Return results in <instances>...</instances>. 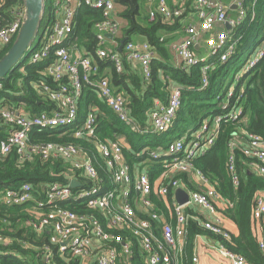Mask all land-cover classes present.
Masks as SVG:
<instances>
[{
    "label": "built area",
    "instance_id": "obj_1",
    "mask_svg": "<svg viewBox=\"0 0 264 264\" xmlns=\"http://www.w3.org/2000/svg\"><path fill=\"white\" fill-rule=\"evenodd\" d=\"M48 2L51 16L35 47L31 44L38 30L24 53L29 51V63L49 60L42 72L45 79L36 85L44 99L54 106L32 114L23 107L0 105V127L5 132L0 140V156L16 152L20 160H32L35 156L42 160H63L69 165L70 178L67 184L45 185L38 200L28 182L0 190V202L19 205L34 201V208L43 210L37 220L28 219L26 224L39 235L44 232L49 235L50 244L42 249L46 264H52L55 254L75 264H200L196 245L203 236L195 237L190 256L185 253L189 220H198L213 234L227 237L220 208L232 206V202L221 197L210 178L195 168L191 160L213 147L221 122H240L245 118L243 96L249 78L264 57V37L246 51L248 55L240 64L235 85L223 95H216L217 114L205 117L197 128L185 130L166 145L143 146L135 151L127 145L123 133L115 138L98 136L101 112L96 105L77 123L83 85L93 87L97 98L131 133L138 135H160L173 128L182 104V87L172 85L165 101L154 99L141 122L124 92L117 91L107 76L97 77L98 62L71 43L79 7L100 11V19L93 23L95 55L100 61L111 62L116 72L123 70L126 61L131 68H139L148 82L156 52L145 40H120V20L114 0H43L44 6ZM145 2L149 4V20L157 15L170 24L181 20V28L173 30L183 31V36L171 45L178 61L174 65L188 71L199 66L198 89L202 91L210 86L217 67H221L219 75L222 74L216 78L218 81L229 69L225 65L239 52L244 36L240 27L250 13L249 19L253 20L256 0H174L171 5L167 0ZM13 13L12 21L0 29V50L16 39L24 23V5ZM189 15L192 17L188 18ZM54 129H61V134L71 135L81 143L30 140L33 132ZM229 147L227 171L234 187L239 185L240 177L233 148H239L250 158L249 170L264 176V138L260 134L241 126L234 132ZM125 149L131 151L129 157ZM154 172L159 174L152 183ZM183 174L193 175L197 180L195 188L188 186L187 178L178 176ZM72 179L80 184L71 187ZM178 187L188 193L185 204L175 200L174 191ZM158 201L164 209L157 205ZM252 215L258 248L264 254V191L258 194ZM7 241L0 236V242ZM205 243L220 254V264H253L220 243Z\"/></svg>",
    "mask_w": 264,
    "mask_h": 264
},
{
    "label": "trees",
    "instance_id": "obj_2",
    "mask_svg": "<svg viewBox=\"0 0 264 264\" xmlns=\"http://www.w3.org/2000/svg\"><path fill=\"white\" fill-rule=\"evenodd\" d=\"M119 18L123 20L120 25V40H136L143 38L156 52L157 58L151 63V75L148 82L144 81L139 69H132L124 61L123 70L116 72L113 64L109 61H100L96 58L95 48L97 41L93 31V23L100 19V11L93 10L86 6L79 7L75 16V26L71 33V43H76L83 52L92 56L99 64L97 77L107 76L111 85L119 92H124L128 104L132 107L133 113L143 122L147 111L153 104V100L160 98L166 100L169 88L172 85L182 87V104L177 113L175 121L185 118L186 114L194 117L203 108V105L195 103L196 96L202 95L205 100L211 99L219 88L222 80L220 68L211 75L210 86L205 90H199L201 70L195 65L188 71L176 67L170 61L171 55L165 44L166 37L161 39L165 33L181 28V20L176 19L172 24L160 15L149 20L148 9L145 0H114ZM24 0H0V29L7 26L13 19V10L21 8ZM51 4L44 6V13L40 26L46 19L45 24L51 16ZM255 16L247 20L240 27L244 32L239 52L225 65L230 68L239 60L241 55L258 45L257 31L264 27V0H256L254 7ZM122 33V34H121ZM136 38V39H134ZM14 39V38H13ZM15 40V39H14ZM14 40L0 50V58L7 52ZM29 51L17 61L12 70L3 78H0V105L12 104L15 107H23L30 113H39L43 110H50L53 103L45 100L39 87L36 85L43 77V70L49 60H42L36 63L28 62ZM20 69H23L21 71ZM228 70V69H227ZM219 75V76H218ZM219 77V78H220ZM264 57L260 60L258 68L249 78L243 96L245 119L240 122H221L218 137L213 147L206 153L191 160L192 165L208 176L214 183L216 190L223 199L232 202V206L226 205L220 208V212L226 218L232 220L237 231L235 233L227 230L228 235L213 234L204 228L198 220L190 219L186 234L185 253L190 256L194 248V240L198 235L207 239H214L225 248L244 256L253 264H264V254L258 248L256 237V221L252 215V208L259 193L264 191V176H260L249 170L250 158L246 157L239 148H233L237 169L239 170V185L234 187L227 171L228 156L231 152L229 142L239 127H245L264 138ZM46 82L52 85V81L46 78ZM218 84V85H217ZM217 85V88H215ZM98 106L101 114L98 116L97 134L101 139L115 138L116 134L123 133L127 143L133 150H139L143 146L166 145L168 141L179 137L186 129L173 126V128L160 135H138L131 133L125 125L118 120L111 109L103 104L95 94L93 87L85 83L82 88V95L79 102V113L77 123L82 122L91 106ZM218 113V109L207 112L200 116L197 128L201 121L209 116ZM185 119L188 120L186 117ZM61 129L53 131L33 132L30 136L32 142H60V143H81L71 135L61 134ZM5 137V132L0 127V140ZM151 147V146H150ZM127 157L131 151L124 150ZM69 165L63 160L52 159L42 160L35 156L32 160H20L16 152L7 156H0V190L18 187L28 182L34 187L35 198L40 199L45 185L52 182L67 184L70 178ZM158 172L151 173L152 183L158 176ZM187 178L185 174L178 175ZM187 182V180H186ZM188 186L190 183L188 182ZM34 201L19 205H5L0 202V236L8 239L7 243L0 242V264H46L42 258V249L49 245L47 232L39 235L32 227L26 224L28 219L37 220L43 212L34 208ZM157 205L164 209L160 201ZM52 264H75L73 261H66L55 254Z\"/></svg>",
    "mask_w": 264,
    "mask_h": 264
},
{
    "label": "water",
    "instance_id": "obj_3",
    "mask_svg": "<svg viewBox=\"0 0 264 264\" xmlns=\"http://www.w3.org/2000/svg\"><path fill=\"white\" fill-rule=\"evenodd\" d=\"M26 17L18 35L7 52L0 58V78L5 77L24 55L25 49L32 42L44 13L43 0H24ZM228 27V25H226ZM111 37V35H107ZM80 183L72 179L71 187H77ZM175 200L178 204H185L188 201V193L185 189L178 187L174 191Z\"/></svg>",
    "mask_w": 264,
    "mask_h": 264
},
{
    "label": "rangeland",
    "instance_id": "obj_4",
    "mask_svg": "<svg viewBox=\"0 0 264 264\" xmlns=\"http://www.w3.org/2000/svg\"><path fill=\"white\" fill-rule=\"evenodd\" d=\"M116 9H118V8H116ZM118 10H117V13H119ZM118 17H119V14H118ZM119 20H120V25L122 26L124 22H123V20H121V18H119ZM45 21H46V19H44L43 24L41 26L39 25V28H38L39 33L36 34V38L32 42L31 47H35V45L37 44L38 38L40 37V32L43 30V28L45 26ZM165 35L168 36V33H165L164 36ZM263 37H264V27L262 26L257 31V41L259 42ZM179 38H181V34H177L176 36L171 37V38H168V37L166 38L167 42L165 44V47H166L167 51H169L170 55H172L171 45L173 44V42L177 41ZM134 39H136V38H134ZM247 55H248L247 52L243 53L241 55L240 59L235 61L232 64V66L224 73L223 80H222L219 88L215 91L216 94L211 99L205 100L204 98H202V95L196 96L195 103L197 105H203V108L200 110V112L195 115L197 117V119H195L194 117H191V115H189V114H186L185 118L187 117L188 120L184 118L181 121L179 119V120L175 121V126H177L179 128H192L197 124L200 116H203L207 112L215 111L217 109L216 95L217 94L223 95L230 88V86L232 87L233 85H235V83L237 81L236 75H239L240 71H241L240 64L247 58ZM217 85L215 88H217ZM148 146L158 147V146H160V144L154 145V146L148 144Z\"/></svg>",
    "mask_w": 264,
    "mask_h": 264
},
{
    "label": "crops",
    "instance_id": "obj_5",
    "mask_svg": "<svg viewBox=\"0 0 264 264\" xmlns=\"http://www.w3.org/2000/svg\"><path fill=\"white\" fill-rule=\"evenodd\" d=\"M174 2V0H167V3L169 5H171ZM191 3V2H190ZM189 2L186 3L187 6H189L190 4ZM147 9L149 10V4L146 3ZM189 9V8H188ZM189 12V11H188ZM188 14V13H186ZM235 14V10L233 9L232 15ZM192 16L189 15L188 18H191ZM185 18V16L183 17V19ZM177 34H181V37L183 36V31L179 30V31H171L168 33L169 37H174ZM139 40H144L143 38L138 37ZM172 57L170 58V61H172V63H177L178 61L176 56L174 55V53L172 52ZM133 68V67H132ZM133 69H139V68H133ZM140 71V70H139ZM128 145V143H127ZM129 146V145H128ZM190 183V186H193L195 188V185H197V180L193 177V175L188 174L187 176V183ZM191 188V187H190ZM193 189V188H192ZM223 226L228 229L229 231L235 233L237 231V227L235 225V223L230 220L229 218L223 217ZM205 241H214L216 242L214 239H207L205 236L200 237L197 239V245H196V251L200 256V264H220L221 261V256L220 254L215 251L214 249H212L211 247H209Z\"/></svg>",
    "mask_w": 264,
    "mask_h": 264
}]
</instances>
